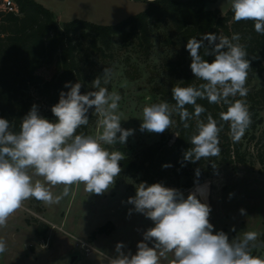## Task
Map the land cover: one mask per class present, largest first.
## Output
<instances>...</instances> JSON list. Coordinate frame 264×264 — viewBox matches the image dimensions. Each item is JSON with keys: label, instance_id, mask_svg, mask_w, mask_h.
<instances>
[{"label": "clouds", "instance_id": "1", "mask_svg": "<svg viewBox=\"0 0 264 264\" xmlns=\"http://www.w3.org/2000/svg\"><path fill=\"white\" fill-rule=\"evenodd\" d=\"M231 11L234 21H253L255 32L264 35V0H232ZM240 39L238 33L231 38L206 34L200 39H189L186 49L191 57V71L205 83L199 87H173L174 108L167 102L145 106L140 130L162 134L171 128L173 112L179 114L185 128L189 127L188 120L195 117L196 132L190 138L192 147L184 153V160L194 163L218 156L222 125L210 113L206 122L200 119L206 109L197 100L206 99L210 104L227 105L220 119L230 124L231 138L239 142L251 124L243 99L249 91L246 82L251 62ZM205 40L213 45L210 52H204L215 56L211 63L200 54ZM110 75V69L105 68L92 83L96 90L86 94H81V83H66L69 91H62L59 102L51 108L55 121L39 115L35 105L23 118L18 132L7 119L0 118V227H5L8 218L30 198L51 206L68 196L74 184H83L88 193L102 194L114 183L124 154L105 146L123 145L134 130L121 127V96L102 86L109 83ZM237 96L241 99H235ZM186 105H192L194 112L190 113ZM93 107L101 117L97 123L102 133L98 137L77 134L81 126L89 123L87 113ZM33 176L43 177L44 182L34 181ZM46 184L64 185L63 191L54 195ZM127 203L134 205L129 214H143L153 221L154 227L143 233L135 254H125L123 243H118L117 256L109 264H160L166 253L173 254L172 264H264V258L252 254L258 234L244 232L241 238L231 241L223 231L214 234L209 221L211 207L194 192L185 198L177 189L161 183L142 182ZM6 250V241L0 239V255Z\"/></svg>", "mask_w": 264, "mask_h": 264}, {"label": "trees", "instance_id": "2", "mask_svg": "<svg viewBox=\"0 0 264 264\" xmlns=\"http://www.w3.org/2000/svg\"><path fill=\"white\" fill-rule=\"evenodd\" d=\"M12 1L17 7V13L0 9V118L7 119L14 131L20 130L23 118L33 105L40 114L44 106L57 104L60 93L69 91L65 87L68 82L81 83V94L95 91L92 83L97 76L92 68L98 62L108 63L114 59L116 38L123 43L134 41L136 48L148 56L152 49L153 31L168 27L163 42L175 52V56L163 66L165 79L155 92L174 108L173 87H199L205 83L191 71V57L186 49L188 40L200 39L206 34L231 38L238 33L241 37L239 43L246 47L251 62L246 82L249 91L243 98L251 114V124L241 140L234 142L230 124L220 119V113L227 110V105L210 104L206 99H198L197 103L206 109L200 119L206 122L210 113L218 125H222L218 156L202 158L194 163L185 161L184 153L192 147L190 138L196 132L197 120L195 117L188 120L189 127L185 128L179 114L174 112L173 144L168 145V138L162 136L137 157L122 159L121 165L135 179L141 173L149 185L161 183L168 187L171 180L179 181L182 178L186 181L179 185L178 191L182 193L191 185L188 179L191 174L195 181H202L220 165L236 168L247 163L246 153L242 150L243 139L248 142L255 140L256 131L264 124L261 116L264 111V89L250 85L255 77L264 73V35L255 32L253 21H234L231 7L224 14L217 9H207L206 2L214 0H186L182 3L153 0L147 2L144 12L130 16L116 25H96L76 19L59 26L53 12L35 0ZM204 45L200 54L211 63L215 56L204 55V52L205 49L210 52L213 45L207 40ZM46 72L49 73L48 77L44 74ZM102 86L106 85L102 83ZM185 107L190 113L194 112L192 105ZM87 115L89 123L81 126L77 134L87 135L89 128L97 122L94 108L89 109ZM259 144L256 158L264 165V142ZM166 164L171 167H163ZM110 227L111 224L107 223L97 228L91 237L108 234ZM47 228L45 224H40L36 229L37 237H43Z\"/></svg>", "mask_w": 264, "mask_h": 264}, {"label": "rangeland", "instance_id": "3", "mask_svg": "<svg viewBox=\"0 0 264 264\" xmlns=\"http://www.w3.org/2000/svg\"><path fill=\"white\" fill-rule=\"evenodd\" d=\"M46 1L49 8H61L59 26L76 19L96 25H116L147 8V2L131 0ZM231 4L232 0H214L206 2V8L217 9L224 14ZM167 30L168 27H162L153 31V44L148 56L136 48L134 41L123 43L116 38L114 59L108 63L98 62L92 68L97 77L103 75L105 68L110 69L109 83L105 87L109 86V92H117L121 96L118 109L121 127L134 130L123 145L105 146L109 151L122 152L124 158L137 157L162 136L168 138V145L174 142V112L171 128L162 134L140 130L143 108L164 102L155 91L165 79L163 66L175 56V52L163 42ZM44 74L46 77L49 75L48 72ZM250 85L264 89V73L255 77ZM51 108L44 106L39 115L55 121L57 118ZM96 115L98 120L101 119ZM261 116L264 118V111ZM97 122L89 128L87 135L98 137L102 133ZM255 135L252 142L243 139L246 164L236 168L220 165L202 181H195L191 174L188 178L191 185L182 193L187 198L194 192L202 203L211 207L209 221L214 226V234L223 231L231 241L241 238L244 232H256L258 235L252 254L264 258V165L256 158V149L260 142H264V124ZM120 168L114 183L102 194L88 193L83 184H74L69 195L59 204L48 206L34 198L25 200L21 208L8 218L7 225L0 227V239L7 245L5 253L0 255V264H71V257L75 255L77 259L73 264H109L110 259L117 256L118 243H123L125 254H135L137 244L143 240V233L154 227V223L141 213L133 211L129 214L134 205L127 203L128 199L134 197L137 186L146 181L141 173L135 179L122 166ZM33 180L44 182L43 177L33 176ZM184 183L186 181L182 178L179 181L173 179L168 187L178 190L179 185ZM46 186L54 195H60L64 187ZM241 209L244 214H241ZM107 223L111 224L108 234L91 237L97 228ZM40 224L48 226L43 237L36 235ZM82 243L91 247L90 255H86ZM149 246H152L150 242ZM173 258L172 253H166L160 258V264H172Z\"/></svg>", "mask_w": 264, "mask_h": 264}, {"label": "built area", "instance_id": "4", "mask_svg": "<svg viewBox=\"0 0 264 264\" xmlns=\"http://www.w3.org/2000/svg\"><path fill=\"white\" fill-rule=\"evenodd\" d=\"M0 9L6 10V11L12 12V13L18 12L17 7L15 6V4L12 0H1ZM82 248L84 249V252L86 253V255H90L91 247L88 244L82 243Z\"/></svg>", "mask_w": 264, "mask_h": 264}, {"label": "crops", "instance_id": "5", "mask_svg": "<svg viewBox=\"0 0 264 264\" xmlns=\"http://www.w3.org/2000/svg\"><path fill=\"white\" fill-rule=\"evenodd\" d=\"M37 3L41 4L42 6H47V1L46 0H35ZM56 1H60L61 3L64 2V0H56ZM49 8V7H48ZM53 14L55 15V18H56V21H57V24L59 25L61 23L60 19H61V16H62V10L61 8H49Z\"/></svg>", "mask_w": 264, "mask_h": 264}, {"label": "water", "instance_id": "6", "mask_svg": "<svg viewBox=\"0 0 264 264\" xmlns=\"http://www.w3.org/2000/svg\"><path fill=\"white\" fill-rule=\"evenodd\" d=\"M133 2H149V1H153V0H131ZM169 1H172V2H175V3H182L186 0H169ZM119 166H122L121 163H119ZM77 259V256H72L71 257V260H70V263L73 264Z\"/></svg>", "mask_w": 264, "mask_h": 264}]
</instances>
